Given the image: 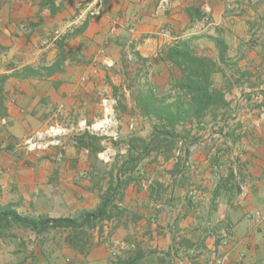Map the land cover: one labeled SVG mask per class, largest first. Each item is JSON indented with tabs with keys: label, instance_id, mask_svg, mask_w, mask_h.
I'll return each mask as SVG.
<instances>
[{
	"label": "crops",
	"instance_id": "1",
	"mask_svg": "<svg viewBox=\"0 0 264 264\" xmlns=\"http://www.w3.org/2000/svg\"><path fill=\"white\" fill-rule=\"evenodd\" d=\"M56 4L62 8L55 14L30 5L0 13V206L52 217L79 206L95 209L100 171L93 152L77 141L85 130H73L83 121L93 123L101 97L114 95V86L131 77L172 99L183 93L177 85L182 69L163 58L181 40L194 54L218 63L213 85L229 105L215 116L178 125L187 137L170 151H151L123 172L120 215L103 221L87 244L66 241L48 248L40 241L43 234L11 228L14 236L0 238V264H117L113 256L124 260L134 254L138 264H210L214 248L229 253L227 264H238L241 252L243 264H264V222L255 216L257 210L264 213V0H108L101 16L43 47L42 37L66 22L57 26L58 20L81 12L78 0ZM216 37L238 67L227 87ZM27 66L40 75H20ZM54 122L68 130L62 159L54 151L8 152ZM132 126L124 124L121 133Z\"/></svg>",
	"mask_w": 264,
	"mask_h": 264
},
{
	"label": "trees",
	"instance_id": "2",
	"mask_svg": "<svg viewBox=\"0 0 264 264\" xmlns=\"http://www.w3.org/2000/svg\"><path fill=\"white\" fill-rule=\"evenodd\" d=\"M41 4L48 7L52 14L62 8L61 5L56 4V0H42ZM3 5L4 2L0 1V9ZM87 20L82 24V28L86 26ZM215 43L220 52V60L225 62L228 46L220 37L215 38ZM163 58L172 61L182 69L183 76L177 85L183 93L172 99V95H166L170 94L169 92L165 93L166 96L161 95L149 83L147 88L139 90L136 95V108L142 116L154 118L158 124H154V131L150 138L131 137L127 151L128 158L118 169L116 179H111L110 185L100 196L99 205L93 210H84L76 217H52L46 214L33 216L19 212L12 204L3 205L0 206V238L14 236L8 232L14 226L30 229L38 235L54 229H65L71 230L66 237V241L70 244L74 246L87 244L90 240V236L87 237V230L94 229L99 223L120 215L118 201L121 199L122 189L127 185V181H122L120 177L123 172L132 171L151 151L158 149L170 151L179 136L178 125L192 123L193 120H199L207 113L215 116L217 109L228 107L229 102L224 92L213 85V75L218 69L216 61L194 54L185 40L168 47ZM38 73L40 75V72L27 66L20 75L25 77ZM114 89L118 90V87L114 86ZM159 129H161L160 134L157 131ZM161 134L165 135L160 137ZM92 136L85 131L82 136L77 137V141L92 152H97L100 147L94 145L96 139ZM137 148L140 149L138 154L135 153ZM138 259V254L130 259L119 258L117 264H138Z\"/></svg>",
	"mask_w": 264,
	"mask_h": 264
},
{
	"label": "rangeland",
	"instance_id": "3",
	"mask_svg": "<svg viewBox=\"0 0 264 264\" xmlns=\"http://www.w3.org/2000/svg\"><path fill=\"white\" fill-rule=\"evenodd\" d=\"M0 1L4 2V5L2 8L19 6L18 8L23 9L25 7H28V5H30L33 8H38L40 11H43L46 8L45 6H43L41 4L42 0H0ZM64 1L66 3H68L70 0H56V3L61 4ZM78 3H80L79 0H78ZM64 5H65V3H64ZM73 7L74 6L71 7L72 10L68 9V11H69L68 13L72 14V11L73 10L75 11V7L74 8ZM2 8L0 9V13L2 11ZM78 9H80L79 6H78ZM103 13H101V15ZM66 15H67V13H66ZM77 15H78V12H76L73 17H67V18H63L61 20H58L57 26L61 25L62 22H64V21H66L65 23H67L68 21L73 20L75 18V16H77ZM65 23H63L61 26H63ZM69 34H72V32L68 33L66 35H69ZM147 64H149V63H147ZM220 67L224 71H226L227 75L229 76L225 82V84H226L225 87H227L228 85H232V83L234 82V74L237 72L238 67L233 63V61L230 58L227 59L222 65H220ZM132 68H133V66H132ZM124 86L127 90H129L128 92H127V90L125 91ZM147 86L148 85L146 82L141 83V78H139V79L134 78L133 79L131 77V78L127 79V82H125L124 85L121 84L119 86H116V87H118V90L114 89V95H112V96H115L118 99V104H119L118 112H119V115H120V118L122 121V126L124 124L125 125L128 124V126H129L130 122L133 123V126L129 127L124 132V134L121 133L122 138L120 136V138L118 140L110 141L108 139H105L102 136H98L96 134H91V135H93L92 137L94 139H96V140H94V145L97 147H100L99 150H97V152L93 151V155H92L95 168L100 171L99 172L100 174H97V177L94 181L95 187H96V190L94 191V198H96V199H99L100 196L107 189L109 183L111 182V178L116 179L118 169L123 164V161L127 159L125 157H126V154H128V152H125L124 150L129 148L130 143H131L130 135L133 134L134 130L135 131L137 130V133H139V134L138 135L133 134L132 137L139 136V137H143V138H150L153 134V131H154V124H158V122L154 123L150 118L142 116L140 114V112L138 111V109L135 108L136 105H134V102L136 101V95L138 94L139 90L145 89V88H147ZM161 95H165V93H163ZM166 95L170 96V94H168V93ZM103 96H106V95H103ZM99 105H100V102H99ZM100 111H101V105H100ZM55 123H58V122H54V124ZM49 124H52V123H49ZM59 124H61V123H59ZM61 125H63V124H61ZM122 126H121V132H122ZM81 131H84V129H80V128L76 129L75 128V130H73V133H80ZM157 131H158V134L161 133V129H159ZM198 132L199 131H196L195 134H197ZM177 134L179 135V136H177L178 138L187 137V135H186L187 132L184 128H182V129L177 128ZM67 135H68V133H67ZM163 135H165V134H163ZM163 135L161 134L160 137H163ZM79 136H82V133ZM190 137L191 136H189L188 139H190ZM101 139L105 140V143H101ZM64 144H65V139H64ZM108 144L115 150V156L110 163H103L98 158L97 153L99 151H101ZM137 150H140V149L137 148L136 151ZM53 151L55 152V150H53ZM90 151H91V149H90ZM136 151H135V153H136ZM64 154H65V148H64ZM86 176H88V174H86ZM88 198L90 199V196ZM73 209L75 210L74 213H72ZM73 209L71 210V213H69L68 215H62V216H75L76 217V216H79V214L81 212H83V210L80 209V206L78 208L75 207ZM103 225H104V223L102 222V223H99L96 228L87 230V237H88V235L90 237H93L94 233H96ZM13 228H18V227L14 226ZM70 232H71V230H65V229L50 230V231L45 232L43 234V237H42V239H40V241L42 242V244H45L48 248L67 245V242H66L67 238L66 237ZM26 241H29V240H26ZM118 256L119 255L113 256L114 261H118V258H119ZM134 256H135V254H134Z\"/></svg>",
	"mask_w": 264,
	"mask_h": 264
},
{
	"label": "built area",
	"instance_id": "4",
	"mask_svg": "<svg viewBox=\"0 0 264 264\" xmlns=\"http://www.w3.org/2000/svg\"><path fill=\"white\" fill-rule=\"evenodd\" d=\"M79 2L81 12L73 20L68 21L63 26L56 28L53 32L45 35L41 41L43 47H49L55 44L60 39L64 38L66 34L73 32L88 18L100 16L101 13L105 11L108 4V0H80ZM160 3L166 4L168 3V0H160ZM205 19L208 23H211V17L209 15H207ZM115 31L116 27H113L110 30L112 34H114ZM105 52L106 47L104 46L101 48L100 53L105 55ZM100 105V116L91 124L83 121L80 124V128L88 131L90 134H96L110 141H116L121 136L122 126V121L118 112V99L115 96L106 95L101 98ZM67 131V128L59 123L47 124L31 133L22 142L9 148L8 152L15 154L19 149H23L29 154H41L55 150V156L58 159H62L64 157V139L67 135ZM97 156L103 163H110L115 156V150L108 144L97 153ZM81 175L85 176V173L83 172ZM239 202H241V200ZM255 216L260 223L264 222V213L260 210L255 212ZM230 232L231 231L227 229L223 234V237L221 238V243L223 245L228 243ZM244 258L245 253L241 252L237 257L236 262L238 264H243ZM229 261L230 256L228 252L214 248L210 264H227Z\"/></svg>",
	"mask_w": 264,
	"mask_h": 264
}]
</instances>
